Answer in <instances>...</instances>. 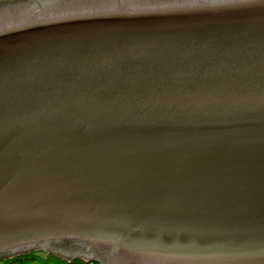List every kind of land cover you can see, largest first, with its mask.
<instances>
[{"label": "water", "instance_id": "water-1", "mask_svg": "<svg viewBox=\"0 0 264 264\" xmlns=\"http://www.w3.org/2000/svg\"><path fill=\"white\" fill-rule=\"evenodd\" d=\"M50 1L0 27V256L264 264V0Z\"/></svg>", "mask_w": 264, "mask_h": 264}, {"label": "rangeland", "instance_id": "rangeland-1", "mask_svg": "<svg viewBox=\"0 0 264 264\" xmlns=\"http://www.w3.org/2000/svg\"><path fill=\"white\" fill-rule=\"evenodd\" d=\"M50 0H5V1H1L0 2V21H4L5 19H8V22H10V18L11 19H16L17 20H21L23 17H25L27 14H29L27 17L35 14V13H41L43 10H45L46 8H48V3ZM95 1H102V0H51L50 3L51 5H59L62 3H76L79 5V7H85L90 3H94ZM119 0H113L114 3H116ZM141 0H135L134 3L137 4H144L143 2H140ZM176 1V0H173ZM190 1V2H189ZM186 0V2L191 3V2H206V1H210V0ZM128 2V0H127ZM157 2V1H156ZM156 2H152L150 1H146V3H148L150 6L153 3ZM170 3V2H169ZM1 10H8L6 12H3ZM18 15V16H17ZM42 15V13H41ZM3 24H8V23H0V27H3ZM49 253H55V254H61L64 257L70 258L72 259L73 257H81V258H85V259H89L90 257H92V253L87 251L86 249L82 248V247H77V245L74 244H56V245H49L48 247L45 248ZM37 250V249H36ZM45 252V251H44ZM46 252V253H48ZM112 257L117 256L116 253H113L111 255ZM98 260H100V262L102 261L103 264H108L107 263V257H100L98 258ZM106 260V261H105ZM101 262V263H102ZM32 264H44L41 262H35Z\"/></svg>", "mask_w": 264, "mask_h": 264}, {"label": "trees", "instance_id": "trees-1", "mask_svg": "<svg viewBox=\"0 0 264 264\" xmlns=\"http://www.w3.org/2000/svg\"><path fill=\"white\" fill-rule=\"evenodd\" d=\"M5 1V0H0ZM41 262L44 264H101L96 260H89L81 257L67 258L61 254L46 253L39 249H32L21 253L0 256V264H32Z\"/></svg>", "mask_w": 264, "mask_h": 264}, {"label": "flooded vegetation", "instance_id": "flooded-vegetation-1", "mask_svg": "<svg viewBox=\"0 0 264 264\" xmlns=\"http://www.w3.org/2000/svg\"><path fill=\"white\" fill-rule=\"evenodd\" d=\"M113 2V0H102V1H99L98 3H101L102 5H106V4H109L110 2ZM129 2H134L135 0H128ZM146 2V1H150V0H141L140 2ZM152 2H158V1H160V2H164L165 0H151ZM167 2H171V1H173V0H166ZM181 1H186V0H176V2H181ZM189 1V0H188ZM190 2V1H189ZM67 4H64L63 6H62V8H60L61 10H79V9H87V8H89V7H94L95 5L94 4H90V5H88L87 7H79V5L78 4H76V3H73V4H70L69 3V5H68V2H66ZM1 11H3V12H6V11H8V10H1ZM49 12H55V11H51V10H46V13H49ZM18 16V15H17ZM10 23V22H8V19H5V22L4 21H0V23ZM3 25H5V24H3ZM1 26V25H0ZM115 262H116V260H115Z\"/></svg>", "mask_w": 264, "mask_h": 264}, {"label": "bare ground", "instance_id": "bare-ground-1", "mask_svg": "<svg viewBox=\"0 0 264 264\" xmlns=\"http://www.w3.org/2000/svg\"><path fill=\"white\" fill-rule=\"evenodd\" d=\"M140 6H150L148 3H146V4H139Z\"/></svg>", "mask_w": 264, "mask_h": 264}]
</instances>
